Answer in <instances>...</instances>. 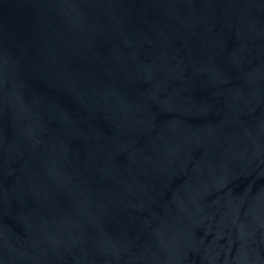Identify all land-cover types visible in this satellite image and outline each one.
I'll use <instances>...</instances> for the list:
<instances>
[{"label":"water","instance_id":"1","mask_svg":"<svg viewBox=\"0 0 264 264\" xmlns=\"http://www.w3.org/2000/svg\"><path fill=\"white\" fill-rule=\"evenodd\" d=\"M0 264H264V0H0Z\"/></svg>","mask_w":264,"mask_h":264}]
</instances>
